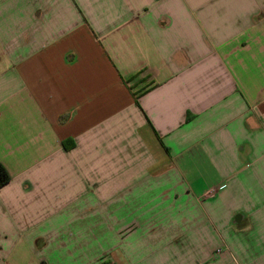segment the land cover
<instances>
[{
  "label": "crops",
  "instance_id": "0c3cea01",
  "mask_svg": "<svg viewBox=\"0 0 264 264\" xmlns=\"http://www.w3.org/2000/svg\"><path fill=\"white\" fill-rule=\"evenodd\" d=\"M0 264H264V0H0Z\"/></svg>",
  "mask_w": 264,
  "mask_h": 264
},
{
  "label": "trees",
  "instance_id": "16d2710c",
  "mask_svg": "<svg viewBox=\"0 0 264 264\" xmlns=\"http://www.w3.org/2000/svg\"><path fill=\"white\" fill-rule=\"evenodd\" d=\"M10 181V175L6 168L0 164V188Z\"/></svg>",
  "mask_w": 264,
  "mask_h": 264
}]
</instances>
